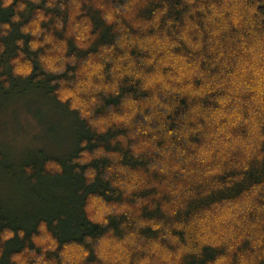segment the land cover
Returning a JSON list of instances; mask_svg holds the SVG:
<instances>
[{"label":"trees","instance_id":"obj_1","mask_svg":"<svg viewBox=\"0 0 264 264\" xmlns=\"http://www.w3.org/2000/svg\"><path fill=\"white\" fill-rule=\"evenodd\" d=\"M30 92L76 144L22 167L0 264H264V0H0V93Z\"/></svg>","mask_w":264,"mask_h":264},{"label":"rangeland","instance_id":"obj_2","mask_svg":"<svg viewBox=\"0 0 264 264\" xmlns=\"http://www.w3.org/2000/svg\"><path fill=\"white\" fill-rule=\"evenodd\" d=\"M66 116L41 94L30 92L6 99L0 93V205L7 211H29L32 206L29 187L21 178L26 162L39 152L60 159L74 153L75 124ZM37 193L40 198L37 202L45 209L62 199L61 194L48 188Z\"/></svg>","mask_w":264,"mask_h":264}]
</instances>
